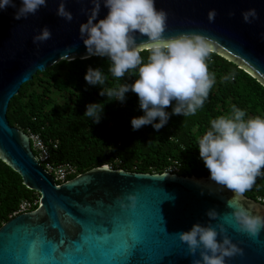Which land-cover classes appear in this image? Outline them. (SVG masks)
I'll use <instances>...</instances> for the list:
<instances>
[{
  "label": "water",
  "instance_id": "95a60500",
  "mask_svg": "<svg viewBox=\"0 0 264 264\" xmlns=\"http://www.w3.org/2000/svg\"><path fill=\"white\" fill-rule=\"evenodd\" d=\"M58 3L47 0V7L21 20L13 18L11 7L0 11V160L39 194L35 209L0 226V264H127L122 254L129 240L137 245L131 264H191L199 255L188 253L178 233L195 222H209L205 213L211 208L220 215L210 222L224 223L226 234L242 249L243 254L227 264H264V229L251 237L226 223L223 217L231 213L228 202L235 194L209 176L132 172L103 164L57 184L42 168L29 135L10 125L6 112L21 84L37 71L86 53L78 29L87 20L81 8H90V0H65L71 22L55 14ZM155 6L169 13L166 37L201 32L216 41V53L264 86V0H156ZM248 8L259 15L252 24L241 17ZM209 9L217 12L212 23L206 17ZM107 11L101 3L98 19ZM229 12L234 15L229 17ZM44 26L51 30V39L34 44L33 36ZM129 194L135 196L131 208ZM240 202L264 216V205L253 198L243 194ZM55 248L58 253L68 251L60 256Z\"/></svg>",
  "mask_w": 264,
  "mask_h": 264
},
{
  "label": "clouds",
  "instance_id": "9594fccd",
  "mask_svg": "<svg viewBox=\"0 0 264 264\" xmlns=\"http://www.w3.org/2000/svg\"><path fill=\"white\" fill-rule=\"evenodd\" d=\"M90 3V8H81L87 17L78 29L86 49L81 59L106 58L112 77L121 80L126 74L134 73L137 78L132 83L124 81L108 87L104 70L88 67L84 80L90 86H99V95L106 97L107 102L123 103L130 91L137 95L143 115L130 120L133 131L151 125L158 132L172 115L194 116L204 107L217 83L216 74L209 71L210 58L218 47L215 40L196 31L166 37L169 13L157 8L156 0H90ZM101 3L108 11L103 19H98ZM7 7L15 9L14 19H27L47 7V0H19V5L15 0H0V11ZM55 14L66 22L73 20L65 0H59ZM216 15L215 9H209L208 22H214ZM228 15L231 17L234 13ZM241 17L246 24L259 19L255 8L243 10ZM261 36L264 38V34ZM51 37V30L44 26L32 39L39 45ZM144 52L148 53L146 58L141 55ZM235 78L236 72L231 71L221 79L230 82ZM170 105L171 112H168L165 109ZM103 108V103H89L83 115L99 123ZM197 149L209 172V180L235 194L228 202L232 211L223 217L224 221L237 232L257 236L264 229V216L253 214L240 201L256 183V178L264 177V116H250L233 104L229 114L210 120L207 131L198 139ZM126 198L127 207H134L135 196L129 194ZM121 207H125L123 202ZM205 215L209 222H195L189 230L178 233L188 253L199 255L191 264H227L232 257L242 255V249L226 234L224 223L210 222L218 219V211L211 208Z\"/></svg>",
  "mask_w": 264,
  "mask_h": 264
},
{
  "label": "trees",
  "instance_id": "16d2710c",
  "mask_svg": "<svg viewBox=\"0 0 264 264\" xmlns=\"http://www.w3.org/2000/svg\"><path fill=\"white\" fill-rule=\"evenodd\" d=\"M141 55L146 58L148 53ZM109 66L110 62L100 57L61 60L37 71L9 101L6 115L10 125L27 134H37L50 147L53 162L73 166L75 173L68 179L103 164L112 169L148 173H161L176 166L174 173L179 175L206 177L209 172L197 147L210 120L229 114L233 104L250 116H264V86L215 52L209 71L216 74L217 83L196 115H172L158 132L151 125L133 131L130 120L143 115L137 95L130 91L123 103L107 102L106 97L99 95V86H90L84 80L88 67H101L108 76V87L124 81L132 83L137 78L132 73L117 80L108 72ZM231 71L236 72L235 80L223 82L221 78ZM96 102L104 104L99 123L83 115L86 105ZM165 110L171 112V105ZM52 143L57 144L56 148H52ZM244 195L254 200L264 197V177H257ZM22 200L36 201L32 206L35 209L39 194L28 189L20 175L0 160V226L13 216Z\"/></svg>",
  "mask_w": 264,
  "mask_h": 264
},
{
  "label": "built area",
  "instance_id": "2783aa9c",
  "mask_svg": "<svg viewBox=\"0 0 264 264\" xmlns=\"http://www.w3.org/2000/svg\"><path fill=\"white\" fill-rule=\"evenodd\" d=\"M28 135L31 142V148L33 152L35 151L34 154L37 161L42 168L53 177L57 184L65 182L71 174L75 173V168L70 164H59L52 161L50 147L45 144L37 134L29 133ZM51 145L54 149L57 144L52 143ZM176 170V166H173L169 172H174ZM256 201L264 205V197H257ZM35 203L36 201L31 202L30 200H22L17 211L13 213V216L21 212L32 210V206Z\"/></svg>",
  "mask_w": 264,
  "mask_h": 264
},
{
  "label": "snow or ice",
  "instance_id": "6c2138e0",
  "mask_svg": "<svg viewBox=\"0 0 264 264\" xmlns=\"http://www.w3.org/2000/svg\"><path fill=\"white\" fill-rule=\"evenodd\" d=\"M136 247H137L136 242L133 241V240H129L128 245H127V248H126V251L122 254L123 257H124V259L127 261V264H131V261H130L129 258L130 257H133V255H134V249H136ZM68 248H69V246H68ZM54 250L57 253V255H60V256L64 255L65 252L68 251V249H67V250H65L62 253H58L57 250H56V248Z\"/></svg>",
  "mask_w": 264,
  "mask_h": 264
}]
</instances>
